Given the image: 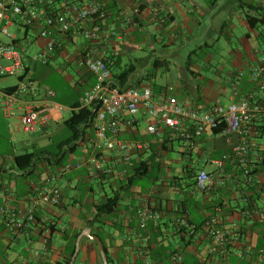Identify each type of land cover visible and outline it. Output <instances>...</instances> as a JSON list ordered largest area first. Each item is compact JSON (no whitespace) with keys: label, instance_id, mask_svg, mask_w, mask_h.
Masks as SVG:
<instances>
[{"label":"crops","instance_id":"1","mask_svg":"<svg viewBox=\"0 0 264 264\" xmlns=\"http://www.w3.org/2000/svg\"><path fill=\"white\" fill-rule=\"evenodd\" d=\"M81 1L102 4L107 35L95 43L84 40L80 34L58 35V47L45 65L33 60L45 44L38 37V30L18 24L9 27V32L12 28L10 33L17 37L13 43L26 51L24 64L33 80L55 91L54 102L60 109L51 112L47 126L27 134L31 137L23 140L16 138L22 132L18 120L7 119L0 111L3 143L0 188L11 190L17 198L13 205L21 209L27 208L28 197L44 187H58L62 200L58 206L41 207L36 212V221L19 231V236L0 223V261L5 264H177L172 260L177 254L182 257L181 264H199L201 259H206L207 264H264L262 134L250 133L241 139L237 135L221 137L207 129L188 152L187 143L163 125H158L159 137L148 134L147 126L156 122L141 109L134 118H122L120 139L150 145L147 151L130 154L133 166L129 167L119 153H106L97 160L105 172L100 180L88 177L87 165L62 175L45 171L33 179L22 180L18 186L6 180L13 177L19 180L14 176L12 164L16 156L43 151L66 140L64 121L94 86V75L84 64L87 55L113 57L123 66L125 55L133 51H141L142 47L154 51L157 33L168 38L162 44L164 51H169V47L184 49L189 43H203L202 48L211 49L221 44V36L225 38L223 48L230 51L223 63L228 66L225 78L202 75V68L190 62L175 77L169 75L171 66L164 69V74L157 72L150 82L142 84L152 89L155 102L174 98L187 109L210 111L217 104L227 107L254 95L264 112V89H259L250 76L252 69L262 66L264 26L252 30L246 21L254 4H262L264 0ZM235 31L241 35L235 38L234 49L231 46ZM1 39L9 43V39ZM212 60L221 59L206 56L204 63L211 64ZM239 73L243 76L236 90L233 83ZM17 82V78H2L0 89L11 90ZM254 121L255 125L264 126V116L259 115ZM242 143L252 148L244 164L233 158L235 149ZM81 154L79 149L68 156L66 163H76ZM225 156L230 158L222 167L212 163ZM138 162L147 165L150 186L137 185L140 179L147 178L135 175ZM201 170L213 180L205 192L195 187V177ZM245 171L251 175V187H246ZM130 179H134L132 183ZM116 195L119 197L116 210L96 218L94 205ZM143 207L158 215V219L148 222L145 230L139 228L138 218ZM178 219L201 226L194 238L186 237L188 242L178 233ZM209 220H215L216 229L225 235L223 247L209 236L205 227Z\"/></svg>","mask_w":264,"mask_h":264},{"label":"built area","instance_id":"2","mask_svg":"<svg viewBox=\"0 0 264 264\" xmlns=\"http://www.w3.org/2000/svg\"><path fill=\"white\" fill-rule=\"evenodd\" d=\"M55 1L0 0V79L13 77L18 80L13 89H0V111L7 119H17L22 132L26 134H33L47 126L51 120V112L56 108L60 109V106L54 102L55 91L40 86L33 80L24 64L26 51L13 43L17 37L9 32V27L18 24L38 30V37L44 40L45 44L33 60L43 65L48 63L58 47V35L80 34L90 43H95L107 35L108 29L104 26L107 18L99 2L63 0L62 8L56 10ZM262 8L264 9V2ZM134 12L139 13L138 9ZM1 38L9 39V43L3 42ZM261 61L262 66L252 69L250 76L258 88L263 90L264 56ZM84 64L95 76V84L83 95L79 107L88 109L96 107L93 137L80 148L82 153L80 160L76 163H65L57 171L60 175L87 165L88 177L100 180L105 172L97 164V160L106 153H119L129 167L133 166L130 154L147 151L150 145L148 142H127L120 139L123 128L122 118L125 116L134 118L141 109H144L147 116L156 122L147 126L148 134L159 137L158 125H163L170 133L179 136L187 143L188 152L193 150L197 140L207 129L213 130L220 126L224 129L217 135L221 137L237 135L245 139L250 134L254 119L262 112V107L254 100V95L242 98L227 107L217 104L210 111L187 109L174 98H167L163 103H157L149 86L126 91L111 87L110 70L100 58L87 55ZM242 76V73L238 74L233 83L234 89H238ZM186 123H189V126ZM251 150L250 145L242 143L235 149L233 158L244 164ZM229 158L225 156L212 163L220 168ZM247 174L248 172L245 171V175ZM248 179V182H251L250 177ZM212 183V177L207 172L198 171L195 177V187L198 191L205 192ZM0 200V223L10 232L16 231L14 235L19 236L22 230L36 221V212L41 207L58 206L61 203L62 192L56 186L44 187L28 197L27 208L21 209L13 205L15 201L17 202L14 193L8 188L1 187ZM138 218L139 228L145 230L148 222L158 219V215L150 208L143 207L138 211ZM176 224L178 229L186 230L187 237L196 236V227L185 219H178ZM205 227L213 241L223 247L226 237L216 229L215 220L207 221ZM172 260L177 264L183 262L182 257L177 254ZM199 264H207L206 259H201Z\"/></svg>","mask_w":264,"mask_h":264},{"label":"trees","instance_id":"3","mask_svg":"<svg viewBox=\"0 0 264 264\" xmlns=\"http://www.w3.org/2000/svg\"><path fill=\"white\" fill-rule=\"evenodd\" d=\"M63 4V0H56L54 7H58L60 9V7L62 8ZM251 11L252 14L247 15L246 17L249 27L253 30L264 26V9L262 8V4H254V8H252ZM100 59L110 70L111 87L118 88L120 91H126L131 88H141L144 82H150L151 78L156 74L155 71L146 73L145 75L136 74L134 67L122 69L121 64L117 63L113 57L104 56ZM169 66L170 63L167 60H155L153 63L155 70H159L160 68L169 69ZM92 81L95 84V76H93ZM261 115L264 116L263 111L260 113V116ZM95 116L96 107L88 109L80 108L79 105H75L72 108L68 118L63 123L64 127L69 131L70 136L63 143L57 146V152L43 150L38 152L24 153L22 155L16 156L12 163L14 176L22 181L33 179L45 171H48V173L52 174L58 171L67 162L69 155L75 154L87 141L93 137V123L95 121ZM223 129L224 127L220 126L213 129L212 132L217 135L221 133ZM250 133L264 135V126H257L255 125V121H253L250 128ZM260 166L264 167V159L262 160ZM134 171L137 177L148 176L147 165L144 162H138L134 167ZM250 176V174L246 175V187H251L253 182L252 180L251 182H248V178ZM133 180L134 179H130L129 182L132 183ZM244 192L246 191L244 190ZM118 200L119 197L116 195L113 197H108L104 202L98 205H94L96 218L112 214L118 206ZM248 200L249 199H245V201ZM48 228H51V226ZM199 228H201V226L196 227V230L198 231ZM178 233L183 236V241H187V233L185 229H179Z\"/></svg>","mask_w":264,"mask_h":264},{"label":"rangeland","instance_id":"4","mask_svg":"<svg viewBox=\"0 0 264 264\" xmlns=\"http://www.w3.org/2000/svg\"><path fill=\"white\" fill-rule=\"evenodd\" d=\"M240 30V29H239ZM238 30V32H239ZM10 32L13 33V29H10ZM241 34L237 33L235 31L234 37H233V47L234 49L237 48V44H235L236 40L235 38L239 37ZM217 37V35H216ZM156 42L154 43L155 50L152 51L148 48H143L141 51H133L130 54L125 55L123 59V66L122 69L134 67L136 74L145 75L146 73L151 72H158L159 74H164V69L160 68L159 70H155L153 67V63L155 60H167L170 63V66L172 68L171 73L169 74L170 77H175L178 73L180 68L187 69V63L190 62V65H194V67H201L202 68V75H207L211 78L215 77H222L225 78V71L228 68L227 64H223L225 61L228 60V52L230 49L223 48L226 44L224 42L225 38L220 37V43L216 44L211 47V49H205L202 48L203 43L195 44V43H189L187 44L184 49H178L174 50L173 47H169V51L163 50V43L167 42V37L164 38V35L162 34H155ZM163 40L162 42H160ZM201 46V47H200ZM199 47V48H198ZM223 48V49H222ZM230 48V47H229ZM165 53L170 54V57H165ZM206 56H210L211 58H217L220 57L221 60H212L211 64H205L204 60L206 59ZM223 60V61H222ZM226 63V62H225ZM223 64V65H221ZM190 67V66H188ZM65 138L67 139L70 136V133L67 129L63 130ZM27 134L21 132L19 133L16 138L19 140L27 139ZM58 145L56 143L54 145L48 146L46 150L51 152H57ZM3 147V143L0 142V148ZM7 181H10L13 185L18 186L20 183H22L20 180H16L14 177L12 180H9L6 178ZM20 182V183H19ZM19 183V184H18ZM18 184V185H17ZM85 186H88L86 182H83ZM138 186H150L151 181L147 178H142L137 182ZM0 264H5L4 262L0 261Z\"/></svg>","mask_w":264,"mask_h":264},{"label":"water","instance_id":"5","mask_svg":"<svg viewBox=\"0 0 264 264\" xmlns=\"http://www.w3.org/2000/svg\"><path fill=\"white\" fill-rule=\"evenodd\" d=\"M103 258L105 259V257H104V253H103Z\"/></svg>","mask_w":264,"mask_h":264}]
</instances>
